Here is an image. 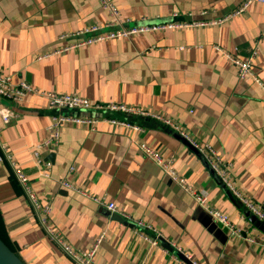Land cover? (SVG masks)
Segmentation results:
<instances>
[{"label":"crops","instance_id":"obj_1","mask_svg":"<svg viewBox=\"0 0 264 264\" xmlns=\"http://www.w3.org/2000/svg\"><path fill=\"white\" fill-rule=\"evenodd\" d=\"M243 1L114 0L128 27L215 20ZM109 20L98 0H0V71L13 83L25 81L44 91L137 107L171 119L194 140L209 144L236 191L264 210V91L240 80L215 50L243 60L256 50L254 72L264 86V3L219 26L147 32L41 59L70 43L59 40L60 35L95 26L107 30ZM7 106L20 118L0 127V214L8 241L24 264L78 263L44 230L10 160L26 175L39 202L50 201L51 229L72 250L87 251L103 235L93 264H185L180 253L194 264H264V224L246 215L201 155L171 128L120 113L112 116L140 131L105 122L93 129L65 126L58 146L40 153L50 163L49 177H43L31 151L45 139L53 112L33 95ZM139 143L163 158L173 155L174 171L206 191L210 206L225 213L240 236H231L214 221L139 151ZM62 180L114 203L129 218L64 188ZM136 220L149 228L137 226ZM156 232L162 236L157 246L140 236L154 239Z\"/></svg>","mask_w":264,"mask_h":264},{"label":"built area","instance_id":"obj_2","mask_svg":"<svg viewBox=\"0 0 264 264\" xmlns=\"http://www.w3.org/2000/svg\"><path fill=\"white\" fill-rule=\"evenodd\" d=\"M98 2L110 19L105 25V28L109 30L103 33H99L101 31V27L95 26L80 31L74 35H62L60 40H66L71 37L73 38L74 36L81 37L80 39H76L73 43L62 47L63 50L68 49V47L69 49H75L70 48L74 44H76L74 47H82L84 45L94 44L103 40L128 38L130 36H135L147 32L181 30L205 26H219L228 21L229 19L245 13L250 6L258 3H264V0H244L235 10L231 11V13L215 20L172 22L158 25H134L132 27L123 25V21L121 19L120 13L115 5L114 0H98ZM204 14L205 12H203L201 15ZM84 36H86V38H84ZM215 50L221 53L229 61V63L235 69L236 76L240 80H250L259 85L264 91V86L259 81L257 75L254 72L253 61L257 53L256 50L252 51V53L244 60L226 53L219 47H215ZM28 95H33L44 99L46 102L47 109L53 112L45 128V139L41 143L35 145V147L31 151V154L35 159L36 163L42 166L41 175L43 177H49L50 163L44 162L40 156V153L42 151H52L58 146L61 129L64 126L80 125L93 129V126L96 123L105 122L109 124L124 126L127 128L129 127L134 130H139V127L131 125V123L126 122V120H115V117L112 116V114L120 113L123 116H136L141 118L154 119L156 121L161 122L163 125L171 128L179 137L188 142L191 147L201 155V157L207 164L209 170L214 175H216L217 178H219L225 188H227V190L230 191L234 195V197L240 202L244 210L247 211L250 215L254 216L259 222L264 224V210L262 209L261 205L253 203L252 201L243 197L236 191L234 185L230 180L226 165L216 155L214 149L209 144H201L198 141L194 140L190 135H188L184 131V129L179 126L178 123L172 121L171 119L163 117L162 115L150 113L148 111H143L142 109H139L137 107L126 106L123 104H116L112 102L93 103L88 99L81 97L77 94H60L44 91L30 85L25 81L13 83L9 76L3 75L0 71V98L6 100L8 103H10V105L15 106L19 105ZM76 110L82 113H98L101 114L102 117L84 118L82 116L72 114ZM18 119L19 112L15 109L10 106L0 107V127H5L9 125L12 121H16ZM2 148L5 149L4 146H2ZM140 148L147 157H149L156 165L160 166L163 169L164 173L177 186H179L186 194L192 197L194 202L201 209L207 212L214 221L226 227L231 236L235 238H238L240 236V231L233 226V224L229 220V217L225 213L216 210L210 206V204L208 203L209 201L206 191L195 189L183 177H181L178 173L174 171V169L171 167L174 161L173 155L169 156L168 158H163L159 153H157L156 151H152L143 144L138 147V149ZM0 161H2L1 156ZM9 162L17 181L25 188L27 196L31 201L33 208L38 213L40 223L42 224L44 230L51 237V239H53L72 259L77 261L78 264H93L94 254L98 248V245L103 239V235H100L96 240L95 244L87 251L72 250L70 246L64 241V239L58 234L54 233L51 229L49 220L50 201L46 203H40L35 193L29 188V180L26 175L20 170V168L16 165L13 160H10ZM60 184L64 188H71L77 192L84 194L95 203L104 205L107 210L112 213H117L123 216L124 218H129L128 215L122 213V211L118 209L117 206L112 202L104 203L103 198L90 196L80 191L65 180L60 181ZM135 224L139 227H148L141 220H136ZM140 236L146 242L150 243L153 246L159 245L158 240L162 241V236L157 232L155 233L154 239H151V237L144 234H141ZM249 241L252 242V239H249ZM179 251L180 250L178 249V252Z\"/></svg>","mask_w":264,"mask_h":264},{"label":"water","instance_id":"obj_3","mask_svg":"<svg viewBox=\"0 0 264 264\" xmlns=\"http://www.w3.org/2000/svg\"><path fill=\"white\" fill-rule=\"evenodd\" d=\"M109 30V29H107ZM107 30H101L99 33H103ZM80 36H74L72 39H80ZM192 148V147H191ZM193 149V148H192ZM194 151L197 153V151L194 149ZM248 217L251 216L253 220H255V217L250 215L249 213L246 214ZM115 219L119 222H124L123 219L117 215H115ZM167 250L171 251V247L168 245L164 246ZM178 257L185 263V264H194L191 260H189L185 255L182 253L178 254ZM0 264H24L17 255L11 251V249L3 243V241L0 239Z\"/></svg>","mask_w":264,"mask_h":264},{"label":"rangeland","instance_id":"obj_4","mask_svg":"<svg viewBox=\"0 0 264 264\" xmlns=\"http://www.w3.org/2000/svg\"><path fill=\"white\" fill-rule=\"evenodd\" d=\"M62 37V35H60L59 37H58V39L60 40V38ZM84 38H86V36H84ZM127 39V38H126ZM68 40H71L72 42L71 43H73L76 39H72V37L71 38H69ZM110 40H112V39H110ZM103 41H106V40H103ZM100 42H102V41H100ZM98 43V42H97ZM95 44V43H94ZM76 44H74V45H72L70 48H75V49H69V47H68V49H66V50H63L62 49V47H59V48H57V49H55V52L54 51H52L51 53H47V54H43V55H41V59H43V58H47V57H49V56H52V55H57V54H63V53H66V52H68V51H73V50H78V49H81V48H83V47H85V46H89V45H84V46H82V47H74ZM90 45H92V44H90ZM49 92H53V91H49ZM53 93H56V92H53ZM0 104L2 105V106H5V107H7V105H8V102L6 101V100H4V99H2V98H0ZM143 110V109H142ZM143 111H147V110H143ZM81 113L80 111H78V110H76V111H74L72 114H74V115H76V113ZM149 112V111H148ZM19 118H20V114H19ZM84 118H90V117H88V116H86V117H84ZM142 119H147V118H142ZM149 119V118H148ZM115 120H118V119H116L115 118ZM154 120V119H153ZM156 121V120H155ZM161 123V122H160ZM97 124V123H96ZM95 124V125H96ZM75 126H80V125H75ZM65 127V126H64ZM81 127V126H80ZM84 127V126H83ZM136 131H140V129L139 130H136ZM182 139V138H181ZM184 140V139H183ZM185 141V140H184ZM186 142V141H185ZM145 145L147 148H149V149H151L152 151H154L150 146H148L146 143H139L138 144V147H140V145ZM186 144L188 145V146H190L191 147V145L188 143V142H186ZM139 151L141 152V153H143V151L141 150V148L139 149ZM144 154V153H143ZM197 154H199L198 152H197ZM145 155V154H144ZM200 155V154H199ZM149 158V157H148ZM151 160V159H150ZM158 166V165H157ZM160 167V166H159ZM161 168V167H160ZM162 169V168H161ZM163 170V169H162ZM164 172V171H163Z\"/></svg>","mask_w":264,"mask_h":264},{"label":"trees","instance_id":"obj_5","mask_svg":"<svg viewBox=\"0 0 264 264\" xmlns=\"http://www.w3.org/2000/svg\"><path fill=\"white\" fill-rule=\"evenodd\" d=\"M66 41H68V39H66ZM71 42L72 41H70V43ZM70 43H68L67 45H69ZM67 45H65V46H67ZM65 46H63V47H65ZM0 239L3 241V243L5 245H7L11 249V251H13L16 254V252L14 251L12 245L10 244V242L8 241V238L6 236L5 226H4V223H3V220H2L1 214H0ZM17 257H18V255H17Z\"/></svg>","mask_w":264,"mask_h":264}]
</instances>
